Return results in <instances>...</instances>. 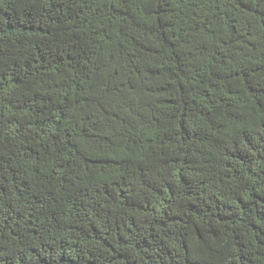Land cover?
Here are the masks:
<instances>
[{"label":"trees","instance_id":"16d2710c","mask_svg":"<svg viewBox=\"0 0 264 264\" xmlns=\"http://www.w3.org/2000/svg\"><path fill=\"white\" fill-rule=\"evenodd\" d=\"M0 264H264V0H0Z\"/></svg>","mask_w":264,"mask_h":264}]
</instances>
